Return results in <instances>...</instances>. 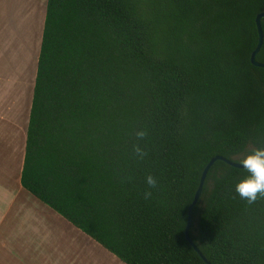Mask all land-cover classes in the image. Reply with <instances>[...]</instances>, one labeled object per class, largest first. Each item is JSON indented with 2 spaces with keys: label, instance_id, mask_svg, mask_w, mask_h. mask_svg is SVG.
I'll use <instances>...</instances> for the list:
<instances>
[{
  "label": "trees",
  "instance_id": "trees-1",
  "mask_svg": "<svg viewBox=\"0 0 264 264\" xmlns=\"http://www.w3.org/2000/svg\"><path fill=\"white\" fill-rule=\"evenodd\" d=\"M262 12L264 0H48L24 188L126 264H208L186 238L189 208L212 158L264 147ZM244 174L216 161L194 207L212 264H264V199H240Z\"/></svg>",
  "mask_w": 264,
  "mask_h": 264
},
{
  "label": "crops",
  "instance_id": "crops-1",
  "mask_svg": "<svg viewBox=\"0 0 264 264\" xmlns=\"http://www.w3.org/2000/svg\"><path fill=\"white\" fill-rule=\"evenodd\" d=\"M46 7L39 20V47ZM27 84L18 88L12 105L0 108V264H83L86 248L99 251L102 245L22 185L35 88L33 83L28 93ZM110 253L117 264H126ZM87 260L92 262L93 254Z\"/></svg>",
  "mask_w": 264,
  "mask_h": 264
},
{
  "label": "rangeland",
  "instance_id": "rangeland-1",
  "mask_svg": "<svg viewBox=\"0 0 264 264\" xmlns=\"http://www.w3.org/2000/svg\"><path fill=\"white\" fill-rule=\"evenodd\" d=\"M47 1L0 0V108L7 107V102L13 104L12 99L18 96V90L25 82H28V93H31L33 83L35 86L42 45L39 47L36 40ZM92 254L94 260L90 262L87 259ZM85 255L87 259L83 264H117L102 246L99 251L86 248Z\"/></svg>",
  "mask_w": 264,
  "mask_h": 264
},
{
  "label": "clouds",
  "instance_id": "clouds-1",
  "mask_svg": "<svg viewBox=\"0 0 264 264\" xmlns=\"http://www.w3.org/2000/svg\"><path fill=\"white\" fill-rule=\"evenodd\" d=\"M138 137L143 138L145 131L137 133ZM136 154L142 159L146 153L139 146L136 147ZM245 174L235 184V192L240 199L251 205L259 199H264V147H258L251 153L247 154L242 160ZM148 189L144 192V198L152 197V190L158 189L159 181L157 177L148 175L146 177Z\"/></svg>",
  "mask_w": 264,
  "mask_h": 264
},
{
  "label": "water",
  "instance_id": "water-1",
  "mask_svg": "<svg viewBox=\"0 0 264 264\" xmlns=\"http://www.w3.org/2000/svg\"><path fill=\"white\" fill-rule=\"evenodd\" d=\"M263 19H264V12L260 13L256 19L258 30H259V41H258V45H257L256 49L253 51L252 56H251L252 63L257 67H262V68H264V63L258 61L257 56H258L259 52L261 51L262 46L264 44V30H263V26H262ZM219 160L224 161L233 167L244 169L242 162L238 161L236 159H228L222 155H217L214 158H212L211 161L206 166L204 172H203L201 183H200V186L197 190L195 199L189 208L188 224H187V228H186V238L190 242V244L194 247V249L201 255V257L208 264H212V263L206 258V256L203 254L201 249L198 247V245L192 239L191 230H192V227L194 225V207L199 203V201L201 199L203 188H204L206 178L208 176L210 169L215 164V162L219 161Z\"/></svg>",
  "mask_w": 264,
  "mask_h": 264
}]
</instances>
